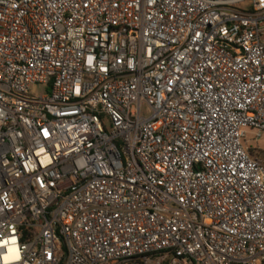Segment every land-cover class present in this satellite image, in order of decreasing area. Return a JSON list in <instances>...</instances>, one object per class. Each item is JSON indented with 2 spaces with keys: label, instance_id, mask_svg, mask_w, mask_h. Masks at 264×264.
<instances>
[{
  "label": "built area",
  "instance_id": "built-area-1",
  "mask_svg": "<svg viewBox=\"0 0 264 264\" xmlns=\"http://www.w3.org/2000/svg\"><path fill=\"white\" fill-rule=\"evenodd\" d=\"M247 129L264 0H0V264H264Z\"/></svg>",
  "mask_w": 264,
  "mask_h": 264
},
{
  "label": "rangeland",
  "instance_id": "rangeland-1",
  "mask_svg": "<svg viewBox=\"0 0 264 264\" xmlns=\"http://www.w3.org/2000/svg\"><path fill=\"white\" fill-rule=\"evenodd\" d=\"M34 95L41 96L45 94L44 89L34 88ZM248 130V143L247 146L250 148L251 156L264 165V133L262 134V138L256 140V135L252 130Z\"/></svg>",
  "mask_w": 264,
  "mask_h": 264
}]
</instances>
